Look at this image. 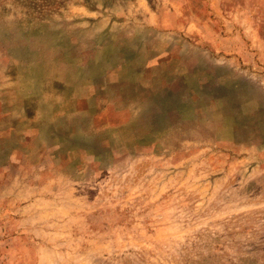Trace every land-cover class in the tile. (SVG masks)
Returning <instances> with one entry per match:
<instances>
[{
  "label": "rangeland",
  "instance_id": "1",
  "mask_svg": "<svg viewBox=\"0 0 264 264\" xmlns=\"http://www.w3.org/2000/svg\"><path fill=\"white\" fill-rule=\"evenodd\" d=\"M0 264H264V0H0Z\"/></svg>",
  "mask_w": 264,
  "mask_h": 264
}]
</instances>
